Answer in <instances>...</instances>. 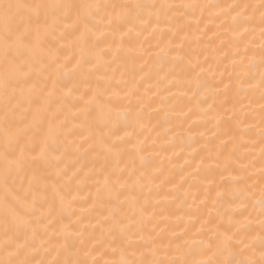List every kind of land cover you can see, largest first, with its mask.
Here are the masks:
<instances>
[{
    "label": "snow or ice",
    "instance_id": "snow-or-ice-1",
    "mask_svg": "<svg viewBox=\"0 0 264 264\" xmlns=\"http://www.w3.org/2000/svg\"><path fill=\"white\" fill-rule=\"evenodd\" d=\"M205 37L204 59L186 58ZM177 85L195 110L164 107ZM157 97L179 123L152 137ZM101 261L264 264V0H0V264Z\"/></svg>",
    "mask_w": 264,
    "mask_h": 264
},
{
    "label": "bare ground",
    "instance_id": "bare-ground-1",
    "mask_svg": "<svg viewBox=\"0 0 264 264\" xmlns=\"http://www.w3.org/2000/svg\"><path fill=\"white\" fill-rule=\"evenodd\" d=\"M144 2H148V3H151V2L226 3V2H232V0H144ZM200 27L203 28L204 24L201 23ZM212 31H216L214 26H212L211 31L208 33V35H211ZM108 39L110 41L111 37H109ZM141 39H143V38H141ZM252 39H253V36L250 34L248 37L245 38V43H247L249 40H252ZM206 40H207V37H205L204 40L201 41L199 44L196 43L195 41L186 42L185 47H184V54H185L186 58H190L193 62H196L197 59L203 60L204 59V53H203L202 49H203L204 42H206ZM155 42L156 41H155L154 38L150 39V40L147 41V43H145L144 47L150 48L151 51L155 52L156 49L150 47L151 45H154ZM177 42H179V41H177ZM124 43H125L126 47H132V48L140 47L139 41L136 40L134 35L132 37H125L124 38ZM215 43L219 44L220 41L216 40ZM259 45H260V37L258 35V30H257V33L255 34L254 44L252 46L253 48L257 49V51L255 52V55L257 56V59L259 58V52H258ZM104 46L105 45H103V44L101 45V47H104ZM243 46L244 45L241 44V48H243ZM65 54H67V53H65ZM253 54L254 53L252 51H249V56H251ZM108 58L109 59L111 58L110 54H109ZM154 59L155 58L153 57V60L149 61V66L145 67L143 69V72H138L137 73V78H139V76L143 75L144 73H150V78L145 80L144 84L141 85V91H143L145 85L154 84L155 83L156 71H157L158 65H155L153 63ZM142 63H143V60H138L137 61L138 65L142 64ZM224 63H228V61H224ZM245 63H247V61H245ZM113 67H115V65H113ZM205 67H207V65H205ZM221 67H222V65H221ZM178 71H179V69H178ZM118 75H119V73H117V76ZM179 79L182 80L183 76L181 75L179 77ZM211 83H212V81L209 78V84H211ZM185 87H186V85H177V86L172 87L169 91L171 93H176V95L173 96L172 99L163 101L164 107L167 108L169 105L173 104L174 102H178L177 112L181 110V107H180L181 105L183 106V110L184 111H187V108L189 106H191L195 110V104H196L195 100L189 101L186 96H182L181 95L183 93ZM152 91L155 92L156 89L153 88ZM190 94L191 93H189V95ZM167 95H168V93H166V92H161L160 93V97L167 96ZM160 97H157L156 100L151 105V109L153 110V114L151 116H146V121L145 122L148 124L149 128H151L152 125H155L157 123V121L161 122V126L158 127L155 132L151 133L152 137H155L156 132L162 131V129L165 128V127H173V129L175 130L174 126L179 123V121L175 118V115L173 113H169V121H168V123H164L163 122L164 121V117H165L164 111H156L157 109H159L161 107ZM190 119H195V117H190ZM202 130H203L202 127L194 129V131H196V132H199V131H202ZM147 134L148 133L141 134L139 139L142 140L144 138V135H147ZM169 135H171V134H169ZM167 138L168 137H164L161 140H158L157 141V146H159L160 144H163L164 141ZM149 143H150V141H149ZM176 151H179V148H177ZM187 151H189V149L185 150V154H182V155H180L179 158L174 159L173 163H175L177 165L182 164L184 162L185 155H186ZM241 151H243V149H241ZM171 152H172V149H168V151L166 153H162V154L167 156V155H170ZM64 163H69L70 164L71 163V158H68ZM164 165H165V173L166 174L175 175L176 179H179V168L171 169V166L168 164L167 159H165ZM60 166L63 167L64 164L62 163ZM186 171H190V169H186ZM224 175H227V173H225ZM95 179L96 178L94 177L93 180H95ZM99 179L103 180V177L101 176ZM217 180H219V176H217ZM89 184H92V182L90 181ZM187 187H188V185L185 184V188H187ZM227 187H228V185H224L225 189H227ZM89 191L94 192L95 191V186L93 185L91 188L85 186L82 189L80 194H81L82 197L83 196H87ZM193 191H195V188H193ZM215 191H216V189L213 188V190H212L213 196L215 195ZM199 198L202 199L203 198L202 195ZM90 202L91 201H89V203ZM189 203H191V197H189ZM225 206H226V204H225ZM81 207H87V205H81V204L75 205L76 216L79 215V210H80ZM221 210H223V209H221ZM169 211H170V213H172V219L173 220H175L177 216L181 215V212L176 210V204H170L169 205ZM76 216H72L71 220L74 221L76 219ZM206 216H207V210H204V216H201L199 219H196L195 226L190 228V231L188 233L189 237H191L193 239H199V237H195L192 234L195 233L196 229L200 227V220L201 219H205ZM218 219L219 218L217 217V220ZM187 221H188V217L185 216L184 217V221H182L180 223V226L177 227V228H173L172 230L177 231V232L183 231ZM64 222L65 223H69L68 220H65ZM215 222L216 221H214V223ZM83 223H88V221L85 220V221H83ZM92 223H95V221L93 220ZM70 230L71 231H78V228H73V229H70ZM94 255H96V254H94ZM109 258L110 257H107V256L104 257V259H109ZM101 264H103L102 261H101Z\"/></svg>",
    "mask_w": 264,
    "mask_h": 264
}]
</instances>
